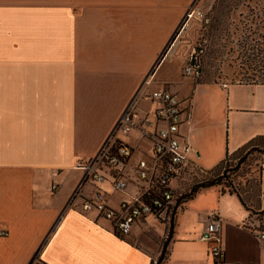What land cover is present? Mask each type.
Segmentation results:
<instances>
[{
  "label": "crops",
  "instance_id": "1",
  "mask_svg": "<svg viewBox=\"0 0 264 264\" xmlns=\"http://www.w3.org/2000/svg\"><path fill=\"white\" fill-rule=\"evenodd\" d=\"M195 1L0 0V264H216L199 240L213 213L224 263L264 264V239L252 224L264 233V216L220 186L199 190L169 223L147 217L124 237L80 209L96 189L118 207L110 176L82 186L68 205L82 181L75 162L97 153L139 91L180 99L179 134L205 172L264 149V83L202 82L184 74L190 57L163 56ZM119 139L150 148L137 132Z\"/></svg>",
  "mask_w": 264,
  "mask_h": 264
},
{
  "label": "built area",
  "instance_id": "2",
  "mask_svg": "<svg viewBox=\"0 0 264 264\" xmlns=\"http://www.w3.org/2000/svg\"><path fill=\"white\" fill-rule=\"evenodd\" d=\"M198 17H202L199 11L189 9L185 22ZM184 74L194 75L195 69L187 65ZM149 84L150 81L145 83L146 86ZM184 113L182 102L170 91H139L97 153L75 162L74 169L81 172L82 181L68 205L81 198L82 186L100 185L110 176L113 189L122 195L118 207L109 206L104 191L96 189L90 198L81 200L82 212H94L108 220L117 235L123 237L147 217L169 223L179 204L183 185L190 186L205 173L193 159V156L197 157L196 151L179 134ZM132 132L139 133L149 143L147 152L135 151L119 139ZM130 164L131 173L126 170ZM51 189L57 190V185L54 183ZM255 231L260 239H264L263 232ZM6 234L0 233L1 236ZM199 240L209 245L216 264H225L220 220L216 214L209 216Z\"/></svg>",
  "mask_w": 264,
  "mask_h": 264
},
{
  "label": "rangeland",
  "instance_id": "3",
  "mask_svg": "<svg viewBox=\"0 0 264 264\" xmlns=\"http://www.w3.org/2000/svg\"><path fill=\"white\" fill-rule=\"evenodd\" d=\"M263 1L246 0L244 5L237 6L229 1L224 3L223 8L219 5V0H196L190 9L199 11L202 17L183 23L165 51L164 58L188 59L193 49L197 48L196 52L203 61V74L198 78L199 81L227 84L251 81L264 83V76L244 74L246 66L243 65L237 50L238 41L256 38L249 30L254 27L256 21L254 12ZM213 17L218 19L219 25L216 28L207 22L208 18ZM212 174L210 179L220 178V188L223 192L238 194L245 205L257 214L264 185V151L241 152L231 157L226 164L219 166ZM204 175L206 174H201V178L192 182L190 187L183 185L181 197L187 195ZM262 216L264 215L258 213L257 219ZM255 225L257 229L260 228L258 225L261 226L260 222Z\"/></svg>",
  "mask_w": 264,
  "mask_h": 264
},
{
  "label": "trees",
  "instance_id": "4",
  "mask_svg": "<svg viewBox=\"0 0 264 264\" xmlns=\"http://www.w3.org/2000/svg\"><path fill=\"white\" fill-rule=\"evenodd\" d=\"M229 1H231L232 4H235V6L244 5V3H246V0H228L227 2H229ZM247 1L249 2V0H247ZM227 2L225 0H219V5H222L224 8V3H227ZM253 11H254V8H252L251 12H253ZM254 13H255L254 15H255L256 21H254V25H253L254 27L253 28L250 27L252 29H250L249 32L252 35H255L256 38L252 37V39H250V41H238V45H237L238 49L237 50H238V55L241 57V60L243 61V65L246 66V70H245L244 74H249L250 76H256V75L264 76V1H263L262 5L260 4L258 10L255 11ZM207 22L211 26L214 25L215 28L218 27V25H219L218 19L216 17L215 18L214 17L208 18ZM195 62L200 67V73L198 74V77H200L203 74V71H202L203 61H202V58L198 55V52H196ZM251 150H262V151H264V149H258V148H252L249 151H251ZM237 154H239V153H237ZM230 158L226 157L221 165L226 164ZM212 173H213V171L205 172L204 174H206V175H204L202 177V180L199 183H197L196 185H194L193 188L191 187L192 189L190 190V192L187 195L180 198V200L182 198H184V200L179 201L178 206L183 204L186 201L191 200L201 189H208V188L220 186L222 183L220 178L216 177V178L210 179L213 175ZM208 174H209V177H208ZM199 178H201V176ZM187 187H190V186H187ZM236 195L239 198L242 205L247 210L250 211V214L255 215V213H253V211L250 210L245 205V203L239 197V195L238 194H236ZM261 214L264 215V211H262ZM259 220H262V219L260 218ZM252 224L255 225V223H252ZM259 227L262 229L263 228L262 224H261V226L258 225V228ZM250 229H254V228L250 227Z\"/></svg>",
  "mask_w": 264,
  "mask_h": 264
},
{
  "label": "water",
  "instance_id": "5",
  "mask_svg": "<svg viewBox=\"0 0 264 264\" xmlns=\"http://www.w3.org/2000/svg\"><path fill=\"white\" fill-rule=\"evenodd\" d=\"M196 51H197V48H194L193 51L191 52L190 54V61H189V65L191 67H193L195 69V73L198 75L200 73V67L199 65L195 62V54H196ZM169 235H168V238L170 237L171 235V232H172V229H173V221L170 222V227H169ZM164 253V249L162 251V254H161V257Z\"/></svg>",
  "mask_w": 264,
  "mask_h": 264
}]
</instances>
